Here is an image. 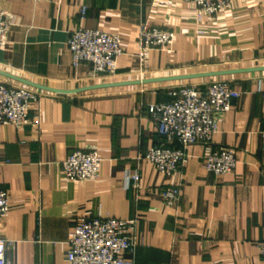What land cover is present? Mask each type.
<instances>
[{"label": "crops", "instance_id": "crops-1", "mask_svg": "<svg viewBox=\"0 0 264 264\" xmlns=\"http://www.w3.org/2000/svg\"><path fill=\"white\" fill-rule=\"evenodd\" d=\"M0 9L12 22L0 81L41 92L28 124H0L7 259L67 264L68 236L86 216L133 222L127 264H264V0H230L214 15L183 0H0ZM142 27L172 30L173 40L140 58ZM78 28L119 34L124 51L113 75L72 65L67 39ZM219 79L239 97L212 142L189 146L178 176H163L143 157L161 141L147 105L169 100L170 86ZM219 147L232 148L237 165L213 175L202 162ZM77 149L97 151V177L61 174ZM125 170L138 180L126 182ZM179 177V201L163 205L160 190Z\"/></svg>", "mask_w": 264, "mask_h": 264}, {"label": "built area", "instance_id": "built-area-1", "mask_svg": "<svg viewBox=\"0 0 264 264\" xmlns=\"http://www.w3.org/2000/svg\"><path fill=\"white\" fill-rule=\"evenodd\" d=\"M190 2L201 13L214 15L226 10L230 0H183ZM80 15L85 7L80 6ZM12 22L0 9V47L6 42ZM174 32L158 27H142L138 34L139 57L154 47H166ZM71 63L77 67L88 64L92 76H111L116 71L117 58L123 53L121 37L116 32L78 28L67 39ZM168 101L152 102L147 111L156 123L160 142L148 148L144 158L165 177L178 176L186 150L197 143L209 144L217 132V121L230 109L240 91L228 80H213L204 85L187 82L165 89ZM264 94V92H263ZM41 92L37 89L14 86L0 81V124L21 127L29 123V110ZM264 142V128L261 130ZM101 158L97 151L74 150L61 162V174L69 180H88L98 176ZM204 169L213 175L232 172L237 165L235 151L219 147L207 151L203 158ZM125 181L135 183L138 174L125 170ZM183 180L167 185L159 195L163 205L172 206L180 199ZM9 211V195L0 188V264H21L5 256L7 239L2 225ZM133 222L112 217L76 218L67 240V264H127L124 254L133 246Z\"/></svg>", "mask_w": 264, "mask_h": 264}, {"label": "water", "instance_id": "water-1", "mask_svg": "<svg viewBox=\"0 0 264 264\" xmlns=\"http://www.w3.org/2000/svg\"><path fill=\"white\" fill-rule=\"evenodd\" d=\"M178 77H182V78H190L191 76H189V75H184V76H178ZM164 79V78H163ZM64 92V91H63Z\"/></svg>", "mask_w": 264, "mask_h": 264}, {"label": "trees", "instance_id": "trees-1", "mask_svg": "<svg viewBox=\"0 0 264 264\" xmlns=\"http://www.w3.org/2000/svg\"><path fill=\"white\" fill-rule=\"evenodd\" d=\"M168 101V100H167ZM161 102H164V101H161Z\"/></svg>", "mask_w": 264, "mask_h": 264}]
</instances>
